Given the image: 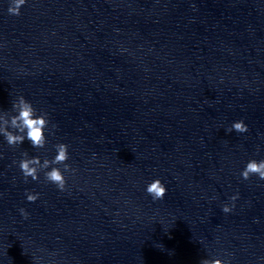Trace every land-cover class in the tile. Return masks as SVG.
<instances>
[{
    "label": "water",
    "instance_id": "95a60500",
    "mask_svg": "<svg viewBox=\"0 0 264 264\" xmlns=\"http://www.w3.org/2000/svg\"><path fill=\"white\" fill-rule=\"evenodd\" d=\"M7 5L0 107L23 94L56 127L40 149L0 137V264H264V180L240 176L264 158V0ZM237 119L248 131L226 132ZM57 142L65 189L25 180L12 161Z\"/></svg>",
    "mask_w": 264,
    "mask_h": 264
},
{
    "label": "clouds",
    "instance_id": "9594fccd",
    "mask_svg": "<svg viewBox=\"0 0 264 264\" xmlns=\"http://www.w3.org/2000/svg\"><path fill=\"white\" fill-rule=\"evenodd\" d=\"M27 0H8L7 12L11 15H19L21 7ZM11 95V93H10ZM49 114L43 110H38L33 103L23 94H16L10 101V108L0 107V137L9 146L22 144L27 140L32 148H44L48 142V135L52 134L51 129L56 127L52 124L49 127ZM235 130L238 133L248 131V124L244 119L233 120L229 126L225 128L226 132ZM55 149L54 155L49 158L40 155H29L27 150L20 153L19 160H13V164L18 167L25 180H39L40 174L46 181L55 184L56 188L63 191L66 185L65 172L75 171L74 168L66 163L69 157L68 145L64 142H57L53 145ZM63 169V170H62ZM255 174L259 179L264 180V158L259 160L255 158L248 159L244 167L240 170V176L248 179L250 175ZM144 191L148 193L153 201L162 200L167 192L165 183L155 177L145 184ZM26 200L36 201L40 195L38 192L25 190ZM239 193H234L229 200L235 201ZM234 204L225 203L221 210L228 213L232 210ZM20 214L27 218L28 212L21 207ZM259 218L255 217L254 222H258ZM199 264H230L228 260H222L219 257L200 259Z\"/></svg>",
    "mask_w": 264,
    "mask_h": 264
}]
</instances>
